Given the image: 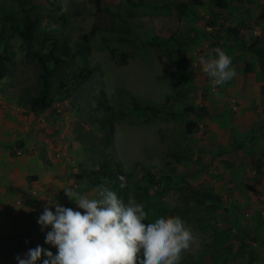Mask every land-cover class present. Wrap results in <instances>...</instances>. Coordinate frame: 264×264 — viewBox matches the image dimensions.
Instances as JSON below:
<instances>
[{
	"label": "rangeland",
	"instance_id": "374dc122",
	"mask_svg": "<svg viewBox=\"0 0 264 264\" xmlns=\"http://www.w3.org/2000/svg\"><path fill=\"white\" fill-rule=\"evenodd\" d=\"M81 1L67 0L68 10L61 20L57 8L62 0H0V18L9 12L22 18L24 10L39 14L40 31L54 32L74 46L95 19L104 24L110 20L109 13L82 12ZM143 1L153 6H131L125 0H105L104 6L122 11L118 22L131 28L137 42L155 39L163 44L135 49L126 64L119 65L120 53L128 46L115 40L105 42L103 35L96 34L89 40L86 56L92 68L90 76L60 88L59 78L70 76L84 59L76 57L59 69L52 78V105L40 113L50 117L47 121V115L43 116L48 124L69 130L75 141L76 132L101 136L96 117L102 111L95 108L98 91L103 88L114 114L127 111L125 117H115L110 148L129 176L126 204L129 200L142 204L148 222L161 216H179L192 229L196 243L182 254V263L209 264L211 259L203 250L219 238L222 246L241 248L239 255L229 254L224 264H253L264 257V134L257 137L256 131L264 125V94L255 90L264 84L258 63L259 52H264V0H223L227 3L224 7L217 6L215 0H202L201 5L190 0ZM183 2L188 6L177 10L176 5ZM86 7L94 11L91 4ZM227 27L238 31L244 45L254 43L258 35L256 47L241 49L231 43ZM21 42L18 37L11 40L15 55L9 73L0 81V98L27 114L30 109L18 98L33 93L40 66L25 56ZM216 48L232 58L237 75L213 88L200 57H214ZM129 93L137 101L164 104L170 110L191 105L203 106L207 113L203 117L188 112L160 114L145 121V114L131 110ZM188 120L197 123L192 133L186 132ZM250 136L261 145L248 146ZM78 144L71 151L73 162L67 166L75 173L85 158L90 159L89 154L97 157ZM89 164L87 161L88 168ZM145 170L154 175L153 183H147ZM78 180V186H84L86 177ZM105 186L114 191L111 185ZM143 188H147V197ZM193 190H204L210 197L200 204ZM220 231L230 236H220ZM251 259L254 261L249 262Z\"/></svg>",
	"mask_w": 264,
	"mask_h": 264
},
{
	"label": "trees",
	"instance_id": "16d2710c",
	"mask_svg": "<svg viewBox=\"0 0 264 264\" xmlns=\"http://www.w3.org/2000/svg\"><path fill=\"white\" fill-rule=\"evenodd\" d=\"M197 5L203 4L202 0H190ZM125 2L131 6H140L145 3L143 0H125ZM105 0H82L80 5L82 7V12L86 14L94 15L96 11L104 12L105 14H110V20L107 24L95 19L92 22L90 30L81 36V42L72 46L67 40H60L54 32L40 31V16L39 14L32 15L24 10L22 18L14 12L5 13L0 18V81L9 73L12 65L15 52L13 50L11 40L14 37L21 39L22 47L25 51V56L35 61L40 66V71L37 75V81L34 86H32L33 93H28L27 97H19V103L25 107H28L31 112L37 114L45 109L51 107L54 100L52 93V78L59 69L66 66L76 57H81L84 59L82 65H79L77 70H72L70 76L64 78H59L60 88H68L71 84H76L84 81L92 73V68L86 62V56L90 52L89 40L96 34L103 35L102 39L105 42L109 40H115L121 44H126L128 46L127 51H122L120 53V59L117 62L119 65H125L127 58L134 53L135 49H140L146 45L156 48L157 46L163 44L161 40L156 41L151 40H141L136 41L135 36L132 35L131 28L119 21L122 18L120 9L110 11L104 6ZM193 3V4H194ZM214 3L219 7H224L227 5L223 0H215ZM86 4H91L94 7V11L86 7ZM147 6H153V4H147ZM188 6L187 2L178 3L176 5L177 10H184ZM165 7L168 5L165 4ZM59 19L63 20V13H61V8H57ZM84 16H82L83 18ZM99 18V17H98ZM227 32L230 33V41L233 42L237 47L254 48L256 47L255 36L254 43L250 45H244L241 39L236 35L238 33L235 28L227 27ZM105 32L112 33V36H104ZM242 41V42H241ZM248 45V46H247ZM243 46V47H242ZM259 50L260 48H255ZM258 63L260 68L264 73V52H259ZM250 67L248 64L247 68ZM65 78L68 80L65 81ZM68 81V82H67ZM71 81V82H70ZM261 93L264 94V84L261 85ZM130 108L131 110L139 111L145 114V121L149 119L157 118L160 114L176 116L182 113L188 112L195 116L203 117L206 115V109L203 106H186L182 110H170L166 105H158L149 102H140L129 93ZM168 102V99H167ZM112 106L108 103L106 98V92L103 88L98 91V96L96 97V108L97 112L102 111L100 116L96 117L98 121L99 128L103 131L101 136H96V134L89 135L86 132L75 133V139L81 143L84 152H91L96 154L97 157L93 158L92 154H89L90 159L85 158L83 162L79 164L80 170L76 174L77 179H83L86 177L84 186L80 188L71 187L72 190L80 192L82 190L97 189L98 186L111 185L114 191L117 193L118 197L122 199L125 203L128 199V192L130 190L129 176L124 171L123 165L119 160L113 157L110 148L112 146L114 132H115V117H125L127 111L119 110L115 112L112 111ZM197 127V123L193 120H188L186 122V132L192 133ZM254 139L255 136H250ZM100 156V157H99ZM87 161L92 163L91 167H87ZM145 174L148 177L147 183L154 182V175L145 170ZM120 176H124L126 180V187L121 188V181L118 179ZM147 187V184L146 186ZM140 189V188H139ZM144 194L148 196L147 188H143ZM194 198L202 204L205 198L210 197L209 193L198 190H193ZM230 231V230H228ZM220 236L226 234L224 231H220ZM238 237L240 236L237 233ZM220 241V242H219ZM223 240L215 238L212 240L210 245L203 251L211 259L209 264H224L227 261L229 254L231 257L239 255L240 247H235L233 244H228L227 246H222ZM241 245V244H240ZM254 260H250L252 262ZM180 262V264H185ZM188 264H191L188 263Z\"/></svg>",
	"mask_w": 264,
	"mask_h": 264
},
{
	"label": "clouds",
	"instance_id": "9594fccd",
	"mask_svg": "<svg viewBox=\"0 0 264 264\" xmlns=\"http://www.w3.org/2000/svg\"><path fill=\"white\" fill-rule=\"evenodd\" d=\"M67 10V0H62L61 13ZM215 53L214 57H200L213 88L237 75L232 58L220 48ZM118 179L120 187H126L125 177ZM63 189L83 212L50 201L38 224L42 230L51 228L45 243L57 248V253L37 245L23 258L17 255L18 264H38L41 260L42 264H180L182 254L196 243L192 229L179 216H161L148 222L142 204L133 200L126 204L106 186L97 187L96 198Z\"/></svg>",
	"mask_w": 264,
	"mask_h": 264
},
{
	"label": "crops",
	"instance_id": "0c3cea01",
	"mask_svg": "<svg viewBox=\"0 0 264 264\" xmlns=\"http://www.w3.org/2000/svg\"><path fill=\"white\" fill-rule=\"evenodd\" d=\"M261 85L255 88L258 95ZM22 111L20 106L0 98V264H18L16 256L23 258L28 249L37 245L57 253V248L45 243L51 228L42 230L38 224L50 201L83 212L63 189L80 188L76 170L67 167L73 162L71 151L79 145L78 141L71 139L70 131L62 125L48 124L50 117L46 113ZM256 131L257 137L263 136L264 125ZM252 138L246 143L248 146L261 145ZM16 148L21 149L20 154ZM58 149L60 156L55 154ZM78 193L97 197L95 189ZM51 210L54 212L55 207L51 206ZM258 260L253 264H264V257Z\"/></svg>",
	"mask_w": 264,
	"mask_h": 264
},
{
	"label": "built area",
	"instance_id": "2783aa9c",
	"mask_svg": "<svg viewBox=\"0 0 264 264\" xmlns=\"http://www.w3.org/2000/svg\"><path fill=\"white\" fill-rule=\"evenodd\" d=\"M254 33H255V31H254ZM16 153H17V154H20V153H21V149H19V148L17 149V148H16ZM55 154H56L57 156H60V149H58L57 152H56ZM61 157H62V156H61ZM45 206H46V205H45Z\"/></svg>",
	"mask_w": 264,
	"mask_h": 264
}]
</instances>
